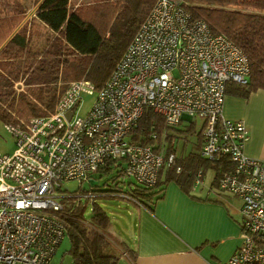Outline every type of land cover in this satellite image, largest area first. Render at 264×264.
I'll return each instance as SVG.
<instances>
[{
	"label": "built area",
	"instance_id": "built-area-1",
	"mask_svg": "<svg viewBox=\"0 0 264 264\" xmlns=\"http://www.w3.org/2000/svg\"><path fill=\"white\" fill-rule=\"evenodd\" d=\"M249 71L246 54L193 19L181 0H155L99 88L70 81L49 113L4 124L14 149L0 152V264H49L65 237L52 215L61 209L62 184L87 182L109 161H122L124 177L153 186L162 166L174 164L164 139L158 150L133 141L146 108L170 127L201 121L199 156L230 161L217 187L241 200L240 244L222 264H264V159L245 154L246 124L222 115L227 83H246ZM94 92L79 115L82 96ZM201 176L197 170L196 183Z\"/></svg>",
	"mask_w": 264,
	"mask_h": 264
},
{
	"label": "trees",
	"instance_id": "trees-1",
	"mask_svg": "<svg viewBox=\"0 0 264 264\" xmlns=\"http://www.w3.org/2000/svg\"><path fill=\"white\" fill-rule=\"evenodd\" d=\"M154 1L94 0L86 7H73L70 0H41L34 18L51 34L44 46L38 48L26 22L14 30L25 17L27 7L21 0H0V121L18 124L49 113L70 81L85 79L99 88ZM181 1L193 19H201L213 32L224 34L248 58L250 71L246 83H227L225 95L246 99L251 92L264 89V0ZM20 80L21 89L16 87ZM182 127L168 126L159 114L146 108L133 141L155 145L158 150L157 144L162 139L170 146L176 131L192 133L194 129L192 124ZM195 136L202 141L200 130ZM198 152L190 151L185 157L175 158L173 165H163L153 186L128 181L129 190L96 189L99 177L112 174V183L108 184L112 186L114 178L123 175V162L109 161L90 175L95 185L87 189L79 186L76 193H62L61 209L52 215L64 226L71 263L116 264L126 248L108 236L109 216L97 198L120 196L152 211L167 182L174 181L187 192L197 170L210 166L217 179L231 168L225 157L210 161L201 158ZM176 166L180 171H175ZM86 194L89 198L83 196ZM87 206L89 218L84 216Z\"/></svg>",
	"mask_w": 264,
	"mask_h": 264
},
{
	"label": "crops",
	"instance_id": "crops-1",
	"mask_svg": "<svg viewBox=\"0 0 264 264\" xmlns=\"http://www.w3.org/2000/svg\"><path fill=\"white\" fill-rule=\"evenodd\" d=\"M31 13L34 16L35 10ZM22 21L15 31L25 23ZM22 86L21 80L16 83L17 88ZM222 115L246 124L249 138L245 154L264 159V89L251 92L246 99L226 94ZM175 134L170 146L166 142V154L182 158L190 151H199L201 139L195 136L189 145L183 142L178 147L179 139L185 137H178V131ZM201 171V181L196 183L194 176L187 192L174 181L167 182L152 211L130 203L126 210L130 221L123 232L116 233L126 246L116 264H222L234 253L240 244L241 200L218 189L212 167Z\"/></svg>",
	"mask_w": 264,
	"mask_h": 264
},
{
	"label": "rangeland",
	"instance_id": "rangeland-1",
	"mask_svg": "<svg viewBox=\"0 0 264 264\" xmlns=\"http://www.w3.org/2000/svg\"><path fill=\"white\" fill-rule=\"evenodd\" d=\"M22 3L27 7L26 12V22L27 25H29L30 33H32V40L35 43V45L38 48H41L44 46L46 38L48 36L47 32L44 30L45 28L42 26V24L37 21L34 16H31V12L35 10V8L38 6L39 2L41 0H21ZM94 0H70V3L73 7H76L78 5H81L83 7L87 6L88 2H92ZM31 24V25H30ZM49 33V32H48ZM50 36V35H49ZM21 81V86H22ZM20 84L18 83V86ZM23 88V87H22ZM94 95L84 94L82 96L81 103L78 107L77 113L79 115H84L89 108L92 106ZM184 124V123H182ZM200 124L201 121H199L198 118H194L192 125H193V132H179L181 133L178 137L182 136L185 137V140H182V138H178V147H181L183 145V142H186V145H189L190 142H192L195 139V133H197L200 130ZM184 128V127H181ZM14 149V138L9 132V130L6 128V126L0 121V152L1 153H11ZM111 175L99 177L97 180V187L98 190L103 189H114V190H129V186L127 185L128 181H132L131 178L127 176H119L116 180L114 178V182L112 186H109L108 184L112 183L111 181ZM211 174H209L210 176ZM107 183V184H106ZM133 183L131 184V186ZM81 187V189H87L92 187L88 182L83 181L81 183H78L75 180L69 181L67 183L62 184L61 192L64 194H70L71 192L76 193L78 191V187ZM230 199L234 200L230 197ZM97 203L100 205V207L108 214L110 224L106 230L109 237L114 239L116 242L122 244L120 239L117 237L116 233H121L124 230V227H127L130 216L126 213V210L130 207V202H128L125 198L120 196H106V197H99L97 198ZM90 210L89 206L85 207L84 210V216L85 218L90 217ZM70 247V243L67 237H64L59 244V246L56 249V252L53 254V256L50 259L49 264H70L71 263V256L68 254V250Z\"/></svg>",
	"mask_w": 264,
	"mask_h": 264
},
{
	"label": "water",
	"instance_id": "water-1",
	"mask_svg": "<svg viewBox=\"0 0 264 264\" xmlns=\"http://www.w3.org/2000/svg\"><path fill=\"white\" fill-rule=\"evenodd\" d=\"M72 113H73L72 110L68 111L66 113V118L69 119L71 117ZM183 119L188 120L189 118L187 116H184ZM88 182H89L90 185H95L96 184V181L91 180V179H89Z\"/></svg>",
	"mask_w": 264,
	"mask_h": 264
}]
</instances>
